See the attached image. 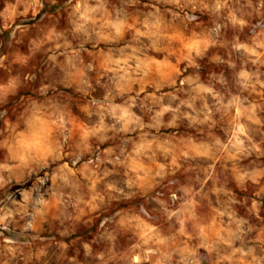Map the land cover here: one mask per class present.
Segmentation results:
<instances>
[{"label": "rangeland", "instance_id": "obj_1", "mask_svg": "<svg viewBox=\"0 0 264 264\" xmlns=\"http://www.w3.org/2000/svg\"><path fill=\"white\" fill-rule=\"evenodd\" d=\"M0 264H264V0H0Z\"/></svg>", "mask_w": 264, "mask_h": 264}]
</instances>
